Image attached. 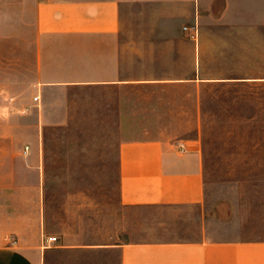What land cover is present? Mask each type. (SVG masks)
Instances as JSON below:
<instances>
[{
    "label": "crops",
    "instance_id": "1",
    "mask_svg": "<svg viewBox=\"0 0 264 264\" xmlns=\"http://www.w3.org/2000/svg\"><path fill=\"white\" fill-rule=\"evenodd\" d=\"M0 97V264H264L198 144L264 140V0H0Z\"/></svg>",
    "mask_w": 264,
    "mask_h": 264
},
{
    "label": "rangeland",
    "instance_id": "2",
    "mask_svg": "<svg viewBox=\"0 0 264 264\" xmlns=\"http://www.w3.org/2000/svg\"><path fill=\"white\" fill-rule=\"evenodd\" d=\"M4 101L0 97V132ZM18 141L22 140L0 138V169H8L10 157L18 153ZM198 144L210 180L233 184L249 204L264 200V140H198ZM7 178L0 174V184ZM7 197V192L0 191V214Z\"/></svg>",
    "mask_w": 264,
    "mask_h": 264
},
{
    "label": "built area",
    "instance_id": "3",
    "mask_svg": "<svg viewBox=\"0 0 264 264\" xmlns=\"http://www.w3.org/2000/svg\"><path fill=\"white\" fill-rule=\"evenodd\" d=\"M13 242L15 241V239L13 237L10 238ZM57 237H47L45 238L44 242H50V241H56Z\"/></svg>",
    "mask_w": 264,
    "mask_h": 264
}]
</instances>
